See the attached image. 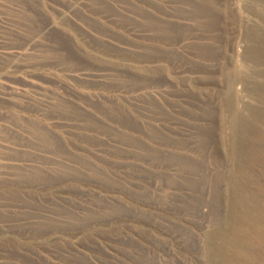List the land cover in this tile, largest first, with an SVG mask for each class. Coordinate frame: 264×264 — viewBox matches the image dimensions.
Returning a JSON list of instances; mask_svg holds the SVG:
<instances>
[{
  "label": "rangeland",
  "instance_id": "rangeland-1",
  "mask_svg": "<svg viewBox=\"0 0 264 264\" xmlns=\"http://www.w3.org/2000/svg\"><path fill=\"white\" fill-rule=\"evenodd\" d=\"M0 264H264V0H0Z\"/></svg>",
  "mask_w": 264,
  "mask_h": 264
},
{
  "label": "bare ground",
  "instance_id": "bare-ground-1",
  "mask_svg": "<svg viewBox=\"0 0 264 264\" xmlns=\"http://www.w3.org/2000/svg\"><path fill=\"white\" fill-rule=\"evenodd\" d=\"M229 107V106H228Z\"/></svg>",
  "mask_w": 264,
  "mask_h": 264
}]
</instances>
